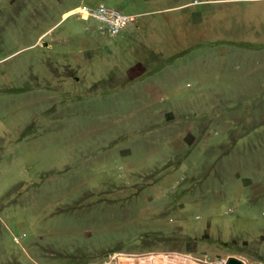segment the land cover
<instances>
[{"label":"rangeland","instance_id":"1","mask_svg":"<svg viewBox=\"0 0 264 264\" xmlns=\"http://www.w3.org/2000/svg\"><path fill=\"white\" fill-rule=\"evenodd\" d=\"M146 253L264 264V0H0V264Z\"/></svg>","mask_w":264,"mask_h":264},{"label":"built area","instance_id":"2","mask_svg":"<svg viewBox=\"0 0 264 264\" xmlns=\"http://www.w3.org/2000/svg\"><path fill=\"white\" fill-rule=\"evenodd\" d=\"M81 20H92L94 29L101 35L113 38L123 31L126 26L135 22L134 16L124 14L122 11L109 8L103 4L95 7L78 6L71 10ZM70 16V15H69Z\"/></svg>","mask_w":264,"mask_h":264},{"label":"flooded vegetation","instance_id":"3","mask_svg":"<svg viewBox=\"0 0 264 264\" xmlns=\"http://www.w3.org/2000/svg\"><path fill=\"white\" fill-rule=\"evenodd\" d=\"M113 254H116L114 252H112ZM113 254H106V258L108 257H112ZM156 253H153V254H142V255H138V256H135V257H132V258H126L127 260V263L125 264H167V263H164L166 260H168L169 258L171 259L172 257L171 256H165L163 254H159V255H154ZM119 255V254H118ZM127 255H129V253H127ZM153 255V256H152ZM164 258V259H163ZM174 258V264H176V256L173 257ZM172 258V260H173ZM117 264V263H115Z\"/></svg>","mask_w":264,"mask_h":264},{"label":"water","instance_id":"4","mask_svg":"<svg viewBox=\"0 0 264 264\" xmlns=\"http://www.w3.org/2000/svg\"><path fill=\"white\" fill-rule=\"evenodd\" d=\"M224 264H244L243 261L235 258V257H228Z\"/></svg>","mask_w":264,"mask_h":264},{"label":"bare ground","instance_id":"5","mask_svg":"<svg viewBox=\"0 0 264 264\" xmlns=\"http://www.w3.org/2000/svg\"><path fill=\"white\" fill-rule=\"evenodd\" d=\"M164 259V258H163ZM168 262V261H167ZM166 263V262H164ZM176 264H184V262H181L180 259H176Z\"/></svg>","mask_w":264,"mask_h":264}]
</instances>
